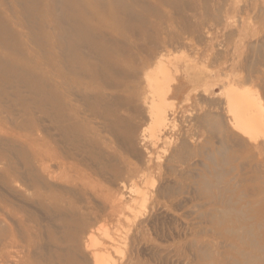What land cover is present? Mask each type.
<instances>
[{
	"label": "bare ground",
	"instance_id": "obj_1",
	"mask_svg": "<svg viewBox=\"0 0 264 264\" xmlns=\"http://www.w3.org/2000/svg\"><path fill=\"white\" fill-rule=\"evenodd\" d=\"M197 1L0 0V86L39 98L0 95V264H160L152 217L202 179L208 153L232 140L264 166V39L253 47L248 23L264 25V7ZM228 30L221 71L165 59L191 40L210 52ZM136 205L143 216L120 215Z\"/></svg>",
	"mask_w": 264,
	"mask_h": 264
},
{
	"label": "rangeland",
	"instance_id": "obj_2",
	"mask_svg": "<svg viewBox=\"0 0 264 264\" xmlns=\"http://www.w3.org/2000/svg\"><path fill=\"white\" fill-rule=\"evenodd\" d=\"M260 4L261 7H264V0H261ZM197 5L199 6V4ZM187 12L189 13V11ZM254 15L256 17L262 16L261 13H258V10L252 14V16ZM248 23H250V29L253 31L249 42L254 47L258 41L261 42L264 39V25L258 26L255 24V20ZM258 28L261 29V32H254ZM228 31L230 33V30ZM236 35V33H230L226 37H220L218 42L220 46L210 52L207 46L201 42L197 40L188 41L181 48L167 50L164 53L166 55L165 59L173 60L174 58L187 56L191 61L199 63L203 72L221 71L219 65H215V63L219 60V57H223L231 51L233 45L238 41ZM185 38L190 39L189 34L185 35ZM135 39L133 38V41ZM140 49L142 50L144 47L140 45ZM240 49L245 57L255 58L252 52L253 49H248L246 45L240 47ZM162 51L161 49L155 50L152 55ZM211 60L212 62H210ZM251 90L258 94L262 93L254 88H251ZM6 92H8L11 100H14V96H28L26 87L17 86L13 88L11 82H6L3 86H0V95ZM220 93L219 86L211 90L212 96L218 97ZM28 98L35 103L39 102V98H35V95L34 97L28 96ZM28 101H23V103H28ZM204 138L209 142L210 133L208 131H205ZM218 141L216 140V142ZM230 142L229 148H225L226 151L222 149L214 156L211 153H208V156L206 155L202 179L199 181L198 178H195L197 172L193 171L194 184L185 186L184 192L186 194L177 196L174 199V208L171 209L169 215H167V212L170 209L165 215L157 219L152 217L154 221L152 224L154 227V233H151L152 238L156 239V245L160 249L162 247L168 248L166 254L159 251L161 258H163V262H160V264H221L217 259L220 252L229 256H235L237 252L241 253L245 257L242 264H264V249L258 248L264 244V166L262 163H258L257 158H249V155L244 149L237 146L238 144L235 141L231 140ZM151 144L144 145L140 137L137 140V147L143 154L146 146ZM218 146L220 147V144ZM191 162L195 164L194 159ZM234 175L236 176L234 177ZM133 211H128L126 207L120 215L123 217L143 216V211L139 206H134ZM120 226L124 231L126 224L122 221ZM221 236L223 239H221ZM234 237L246 239L255 244V248L250 249L240 241H233ZM225 240L227 242L233 241L237 246V250L226 251L223 249V251L221 248L225 245H221L219 242H226Z\"/></svg>",
	"mask_w": 264,
	"mask_h": 264
}]
</instances>
